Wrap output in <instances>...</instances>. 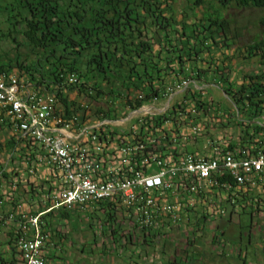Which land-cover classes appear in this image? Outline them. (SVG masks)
I'll use <instances>...</instances> for the list:
<instances>
[{
	"label": "trees",
	"instance_id": "1",
	"mask_svg": "<svg viewBox=\"0 0 264 264\" xmlns=\"http://www.w3.org/2000/svg\"><path fill=\"white\" fill-rule=\"evenodd\" d=\"M175 2L0 0V43L9 48L0 55V74H14L28 89L52 96L57 113L66 119H78L76 131L106 120L125 118L129 112L153 101L164 102L168 98L164 96L168 88L189 81L165 113L131 121L132 127L138 131L135 141L141 140L146 145H150L152 139L159 141L156 129L164 130L167 135L162 128L166 121L176 133L179 125L189 121L203 129L208 127V119L217 117L222 120L226 115L227 125L242 129L238 138L229 141L221 154L254 148L264 151V139L259 136H264V127L259 123L264 117V17L259 20L261 33L244 46L241 55L244 61L256 59L259 71L244 74L237 85L231 78L230 66L226 64L233 56L223 51L234 43L237 33L221 14V9L231 2L238 8L264 10V0H217V7L210 0H184V8L179 14ZM215 53L218 55L214 56ZM71 75L75 78L73 82L69 81ZM203 84L217 86L232 106L223 108L212 98L204 101L206 90L195 88ZM218 110L222 115L213 116ZM237 113L241 115L240 120ZM205 115L207 117L203 118ZM5 126L11 134L0 137V199H5V205L11 211L16 207L14 195L29 194V198L37 202H32L27 210L35 215L46 209L47 205L42 204L39 197L43 198L47 191L31 181L29 171L34 170L33 163L36 164L37 159L24 149L31 141L1 115L0 130ZM125 131L123 126L103 124L93 128L92 134L101 142L120 143ZM256 136L259 139H255ZM169 140L166 136L168 146L171 144ZM221 154L213 158H219ZM213 177L217 188L236 185L228 173ZM244 185L247 184L240 186ZM100 205L109 206V213L105 212L106 219L102 221L108 226L107 237L113 245L109 246V255L121 248L127 249L128 246L119 244L122 238L125 243L129 240L122 232H137L135 226L132 225V230L124 228L130 221L120 217L122 214L116 202ZM68 212L51 211L40 221L42 223L57 213L66 217ZM44 223L41 228L47 232L51 223ZM14 230V226L10 227L8 235L15 243ZM141 232L146 243L155 236L154 228ZM146 248L159 252L161 257L165 254L156 246H143V251L146 252ZM174 249L173 257L162 259L160 264H185L186 259L194 257L186 250L179 253V249ZM132 264L140 263L133 261Z\"/></svg>",
	"mask_w": 264,
	"mask_h": 264
},
{
	"label": "built area",
	"instance_id": "2",
	"mask_svg": "<svg viewBox=\"0 0 264 264\" xmlns=\"http://www.w3.org/2000/svg\"><path fill=\"white\" fill-rule=\"evenodd\" d=\"M69 81H75L73 75ZM188 85L189 81H182L168 88L164 94L168 98L164 102L153 101L129 112L125 118L106 120L76 131L78 119H66L57 113L52 96L28 89L14 74H0V116L8 118L15 130L40 149L37 162L49 169L54 180L40 199L47 205L44 211L34 215L22 204H16L15 209L4 216V223L15 224L14 244L21 264H45L43 248L49 231L42 230L41 224L45 225V221L41 223L40 220L48 212H70L114 201L130 224L141 231L182 222L193 206V196L217 185L214 175L228 173L238 185L255 184L256 178L264 174V151L261 149L225 152L219 158L178 152L181 149L179 139L199 134L202 129L193 121L178 124L176 133L166 121L162 128L168 134L156 129L160 140L152 139V146L135 141L138 131L131 121L165 113L175 102L173 97ZM189 108L194 115L193 107ZM103 124L123 126L126 130L124 140L120 143L99 141L92 129ZM165 135L170 139V146ZM4 202L5 199H0V207Z\"/></svg>",
	"mask_w": 264,
	"mask_h": 264
},
{
	"label": "crops",
	"instance_id": "3",
	"mask_svg": "<svg viewBox=\"0 0 264 264\" xmlns=\"http://www.w3.org/2000/svg\"><path fill=\"white\" fill-rule=\"evenodd\" d=\"M195 88L198 90L212 88L217 97L222 95V91L213 84H203L195 86ZM174 99L176 96L173 97ZM224 100L227 107L232 106L227 99ZM220 115H222L221 110H218L215 115L213 113V116L220 117ZM206 117L205 115L203 118ZM226 117V115L222 117V120L217 117L212 120L207 118L208 127L201 129L199 134L188 136L183 140L179 139L181 149H178V152L200 154L205 157L221 154L229 141L238 138L242 129L239 126L227 125ZM236 117L240 120L241 115L237 113ZM260 121L257 122L264 127V117ZM222 123L228 127L222 126ZM1 134L8 136L11 131L5 126L0 130ZM259 136L264 139L261 134ZM255 139H259V137L256 136ZM21 146L23 147V145ZM24 149L27 154L32 152L34 159L40 157V149L36 148L34 143L31 142L29 147ZM33 168L34 170L29 172L32 174L30 177L35 186L41 185L44 190L51 188L54 180L50 176L49 169L42 162L33 163ZM23 174L27 180V174L25 172ZM255 181L254 185L240 186L236 184L234 187L223 185L219 188L210 186L193 196V206L185 213L182 222L159 225L154 227V230L159 233L177 231V236H181L180 238L186 234L189 246H191L188 251H192L189 255L196 257V259L194 257L191 260L186 259L185 264H264V174L257 177ZM29 196V194L21 197L14 195L16 204H22L24 208L28 209L32 202H37L36 199L32 200ZM39 199L41 198L39 197ZM10 201L13 202V200ZM2 208L4 211H1ZM8 209L4 205L0 207V257L2 259L0 264H21L20 254L8 235L10 227L15 226V224L12 222L4 223V216ZM105 212L109 213V206L99 205L75 209L68 212L66 217L60 213L47 217L45 221L51 223V229L48 228L49 238L43 248L45 264H109L108 234L105 233L97 238L93 230L94 223L89 224L86 226L88 236L93 239L91 243H86L88 246H83L84 238H81L80 232L74 225L79 218L90 220L93 217L104 222L106 219ZM120 213L122 214L120 217L123 216L127 219L124 211L121 210ZM240 213L250 215L251 227L248 232L245 228L236 230L231 227L234 224L233 220L236 214ZM71 217L72 219H70ZM69 222L71 224L68 227ZM103 222L101 227L106 226L108 228L107 224ZM129 224L126 222V225ZM125 228L127 229L126 226ZM229 228L231 232H228ZM51 230L54 231L51 232ZM73 240L77 243H72ZM258 240L260 243H257ZM252 243H257V245L253 246ZM248 251H252L253 254ZM156 264H160V262L158 261Z\"/></svg>",
	"mask_w": 264,
	"mask_h": 264
},
{
	"label": "rangeland",
	"instance_id": "4",
	"mask_svg": "<svg viewBox=\"0 0 264 264\" xmlns=\"http://www.w3.org/2000/svg\"><path fill=\"white\" fill-rule=\"evenodd\" d=\"M210 1L214 7L219 6L217 0H210ZM184 4H185L184 0H176L174 6L176 8L177 14L182 12L184 8ZM221 14H223V17L230 23V27L232 31L237 33V37L235 38L234 43L231 44L228 48H224L223 51L225 50L226 54L228 55L231 54L233 56L231 60L226 61L227 62L226 64L229 65L230 69L232 70L231 78L238 85L244 74L251 75L259 71L258 65L256 64V59L250 61H244L241 55L244 54L243 52L244 46L251 43L258 36V34L261 33L262 27L259 25V20L260 18L264 17V10H259L256 8H249V9L238 8L233 2H231L229 5L226 6V8L221 9ZM8 49H9L8 47H4L3 44L0 43V55H4V51H8ZM217 55L218 53L217 54L215 53L214 56ZM210 96L215 98L214 99L215 101L220 102L221 107L227 108V105H225L226 101L224 99L226 98V96L224 95V93H222V95H219L217 97V94H215V90L211 88L206 90V93L203 96V100L204 101L208 100ZM226 127L228 126L226 125ZM3 205L4 207L6 206L5 202ZM1 211H4V208H2ZM70 219H72V217ZM92 223H94L93 230L95 231L94 233H96L97 238H100V236H102L103 234L108 233L107 232L108 228L106 226L101 227L102 220L94 219L93 217L90 220L79 218L74 225L77 227L78 231L80 232L81 238H84L83 246H88L86 245V243H91L93 239L88 236V228L86 227ZM69 224L71 223L70 222L68 223V227ZM126 227L128 228L129 226L126 225ZM132 227L133 226L129 227V229L132 230L133 229ZM173 233L175 234V236L177 235V231ZM170 235H171L170 232H167L165 235L161 237L162 241H166V240H170L171 238H174L171 237ZM177 237L180 236H176V238ZM182 242L184 243L183 240ZM72 243L76 244L77 242L73 240ZM257 243H260V240H258ZM257 243H252V245L256 246ZM109 246H113V245L109 242ZM127 246H128L127 249L121 248L118 252L116 253L113 252L112 255H109V264H130V263L132 264L133 261H137L140 264L141 263L143 264V261H145V263L148 264H152V263L156 264V262L158 261L161 263L162 259L166 260L168 258L171 259L173 257L174 248L179 249L178 252L180 253L181 252L180 250L186 247V246H156L157 250L159 249L165 252L163 257H161L159 252L156 251L154 253L151 250V248H146V252H145L143 251L142 247H140L141 248L140 249L139 247H133L132 245H127ZM259 248L261 247L259 246ZM190 249L191 246H188L186 249L188 255L192 253V251L191 252L188 251ZM248 252L250 254H253L252 251H248ZM137 256L140 258H137ZM194 258L196 259V257Z\"/></svg>",
	"mask_w": 264,
	"mask_h": 264
},
{
	"label": "flooded vegetation",
	"instance_id": "5",
	"mask_svg": "<svg viewBox=\"0 0 264 264\" xmlns=\"http://www.w3.org/2000/svg\"><path fill=\"white\" fill-rule=\"evenodd\" d=\"M233 221H234V224H233V226H231L232 228H235L236 230L245 228L246 232H248L250 230V227H251L250 215L248 213L247 214H245V213L244 214L243 213L236 214L235 219ZM128 226L131 227L132 225L129 224ZM129 227L127 228L128 230H130ZM230 228L228 229L229 230L228 232H231ZM136 231H138V232H134V233L133 232H122L123 235L129 237V240L126 241L127 243H125L124 238H122L120 240L119 244L121 246H127V245L138 246L139 248L140 247L143 248V246H189V241H188V237L186 236V234L183 235L182 238H180L181 236L176 238L177 235L175 236V234L173 232L168 231L171 234L170 236L174 237V238H171L170 240L162 241L161 237L163 235H165L166 233H159L158 231L154 230L155 231L154 238L149 239L152 241L146 243L145 237L142 234V232L139 230H136ZM119 233H121V232H119ZM182 240L184 241V243L182 242ZM119 244H118V246H119ZM182 249L186 250L184 248H182ZM143 264H148V263H145V261H143Z\"/></svg>",
	"mask_w": 264,
	"mask_h": 264
},
{
	"label": "water",
	"instance_id": "6",
	"mask_svg": "<svg viewBox=\"0 0 264 264\" xmlns=\"http://www.w3.org/2000/svg\"><path fill=\"white\" fill-rule=\"evenodd\" d=\"M109 123V122H108Z\"/></svg>",
	"mask_w": 264,
	"mask_h": 264
}]
</instances>
